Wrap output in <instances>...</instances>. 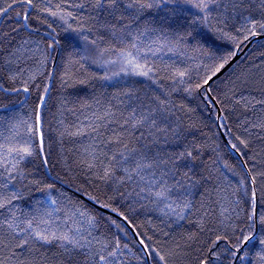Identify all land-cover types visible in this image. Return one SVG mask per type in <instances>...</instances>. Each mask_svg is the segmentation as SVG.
Returning a JSON list of instances; mask_svg holds the SVG:
<instances>
[{
  "label": "snow or ice",
  "instance_id": "obj_1",
  "mask_svg": "<svg viewBox=\"0 0 264 264\" xmlns=\"http://www.w3.org/2000/svg\"><path fill=\"white\" fill-rule=\"evenodd\" d=\"M261 49L264 0H0V264H264Z\"/></svg>",
  "mask_w": 264,
  "mask_h": 264
},
{
  "label": "trees",
  "instance_id": "obj_2",
  "mask_svg": "<svg viewBox=\"0 0 264 264\" xmlns=\"http://www.w3.org/2000/svg\"><path fill=\"white\" fill-rule=\"evenodd\" d=\"M251 48V46L249 47ZM260 51H264V49H261ZM248 53V50L239 58L240 60H243L244 57L247 55ZM165 59H168L167 56H165ZM57 63H59V58H57ZM70 92H72L73 90L70 89L69 90ZM75 91H78L79 92V96L82 97V98H88L91 96L92 94V91L93 89L91 87H84V86H79L78 89H76ZM58 93L56 91H53L52 93V101L51 103L55 104L56 103V97H57ZM17 99H20V100H23V95H21L20 97H18ZM186 103H190L191 106H195L196 105V101L195 100H189V101H186ZM16 111L19 112L21 115H23L24 113L27 112V108H24V107H21L20 105H17L16 107ZM53 111H55V109H53ZM66 117H67V120L71 121V120H74L75 118L73 116H71L70 114H66ZM56 127V124H55V121L53 120V123H52V128H53V131L51 132V135L53 137H55L56 133L54 131ZM79 147V141H65V144H64V148H65V151H66V154L72 158L77 150V148ZM70 150V151H69ZM29 167H31L32 165L29 164L28 165ZM54 174V173H53ZM68 195L70 196H74L75 198H78V199H81L79 196H77L76 193H74L73 191V188H67L65 187L64 189ZM79 194V193H78ZM81 195V194H80ZM40 196L39 193H36L34 198H38ZM86 198V197H85ZM83 200V199H81ZM83 202L89 207V208H94L96 211L98 212H102L100 211L99 209H97L94 205L90 204L89 202H86L83 200ZM105 215H108L106 213H104ZM59 215H62V214H59ZM140 220L143 219V216L139 217ZM139 222V220L137 221Z\"/></svg>",
  "mask_w": 264,
  "mask_h": 264
},
{
  "label": "water",
  "instance_id": "obj_3",
  "mask_svg": "<svg viewBox=\"0 0 264 264\" xmlns=\"http://www.w3.org/2000/svg\"><path fill=\"white\" fill-rule=\"evenodd\" d=\"M250 47V46H249ZM248 49H246L245 50V52L247 51ZM244 52V53H245ZM244 53H241V55H240V57L244 54ZM239 57V58H240ZM77 194V196H79L81 199H83L84 201H86V202H89L90 204H92V202H90V201H88L85 197H83V196H81L80 194H78V193H76ZM93 205V204H92ZM97 209H99L100 211H102V212H104V213H106V214H110V213H108L107 212V210H105V209H100L97 205H94Z\"/></svg>",
  "mask_w": 264,
  "mask_h": 264
}]
</instances>
